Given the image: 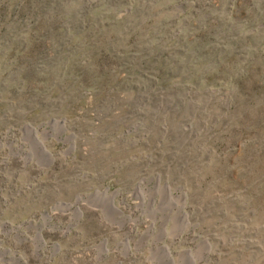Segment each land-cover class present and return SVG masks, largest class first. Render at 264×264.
Here are the masks:
<instances>
[{
  "label": "rangeland",
  "instance_id": "obj_1",
  "mask_svg": "<svg viewBox=\"0 0 264 264\" xmlns=\"http://www.w3.org/2000/svg\"><path fill=\"white\" fill-rule=\"evenodd\" d=\"M0 264H264V0H0Z\"/></svg>",
  "mask_w": 264,
  "mask_h": 264
}]
</instances>
